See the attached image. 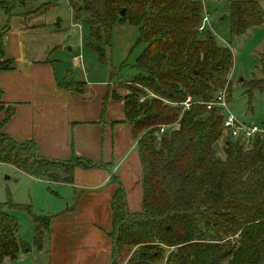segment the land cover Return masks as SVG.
I'll return each mask as SVG.
<instances>
[{
  "label": "trees",
  "instance_id": "1",
  "mask_svg": "<svg viewBox=\"0 0 264 264\" xmlns=\"http://www.w3.org/2000/svg\"><path fill=\"white\" fill-rule=\"evenodd\" d=\"M70 6L85 11L87 47L100 64L107 61L106 42L117 24L138 26V44L145 46L124 97L125 114L138 140L143 210L130 212L125 188L118 182L111 201L113 264H118L115 257L134 247L126 264H264V138L258 136L248 146L233 141L224 134L222 112L208 111L200 103L226 87L232 103L234 66L231 47L220 46L211 30L198 31L202 2L70 0ZM230 11L233 37L264 24L259 0H233ZM12 65L4 59L0 70ZM243 83L249 97L264 91V72L263 78ZM59 85L75 93L85 90L83 81ZM148 91L177 105L158 98L140 102ZM189 95L194 104L183 111L180 103ZM13 112L0 88V164L55 183H71L77 166L94 165L77 156L69 161L43 158L34 141L20 143L8 136L2 127ZM178 120L179 128L158 135L161 125ZM223 137L222 157L216 144ZM36 220H42L44 229L45 221ZM20 230L16 216L0 212V264L31 249L17 237Z\"/></svg>",
  "mask_w": 264,
  "mask_h": 264
},
{
  "label": "crops",
  "instance_id": "2",
  "mask_svg": "<svg viewBox=\"0 0 264 264\" xmlns=\"http://www.w3.org/2000/svg\"><path fill=\"white\" fill-rule=\"evenodd\" d=\"M11 1L15 3L0 0L6 3L0 4V20L6 14L8 24L0 33V52L5 60L13 61L12 68L0 70V88L4 101L14 109L2 132L20 143L34 141L43 158L69 161L77 156L94 164L77 166L71 183L44 179L57 186L58 191L51 192L58 199L69 201L43 219L48 235L47 261L113 264L111 201L118 182L125 188L130 212L143 210L138 140L124 110L129 91L123 95L121 86L116 90L119 80L106 69L103 75L97 74L101 77L93 75L96 65L86 63L82 51L83 46L87 48L85 36L83 42L79 40L80 53L69 56L73 47L66 53L63 38L54 36L56 31L40 33L39 22L24 23V18L34 16L48 2L39 6L24 0L12 6ZM41 18V23L54 26L45 16ZM69 59L71 66L66 64ZM72 67L81 68L82 74ZM70 81L85 82V90L75 93L59 85Z\"/></svg>",
  "mask_w": 264,
  "mask_h": 264
},
{
  "label": "rangeland",
  "instance_id": "3",
  "mask_svg": "<svg viewBox=\"0 0 264 264\" xmlns=\"http://www.w3.org/2000/svg\"><path fill=\"white\" fill-rule=\"evenodd\" d=\"M22 1L24 0H16L15 3L18 2L19 4ZM202 1L203 8L210 16L217 43L220 46L231 47L230 49H232L234 55V66L230 74L232 84L231 109L237 116L261 124L264 122V91L256 90L253 96L249 97L243 80L263 78L264 25L251 29L240 37H233L230 29V3L233 0ZM259 1L264 7V0ZM44 2H48L45 5L46 7L34 12V16L24 18V23L39 22L41 28L39 27L37 31L40 33L45 30L56 31L54 36L63 38V43L67 46L66 53L70 47H73V52L69 56L80 53L79 40L82 39L83 42V36H85L87 42L89 36V27L85 24V11H74L70 6V0H37L34 4L40 6ZM15 3L11 1V4H14L12 6H15ZM0 4L6 3L0 2ZM4 15L0 20V33L8 25L5 19L6 14ZM41 15L45 16L49 23H53L54 26L48 27L47 21L41 23L43 20ZM139 37L140 28L138 26L129 23L115 25L112 37L107 39L106 42L108 43L106 46L107 61L102 65L97 61L98 55L95 51L84 46L82 49L86 63L90 61L96 65V72L93 71V75L101 77L97 74L101 73L103 75L105 69L108 70L113 79L119 80L114 88L116 87V90H119L120 86L124 88H120L124 90L123 95L126 94L129 79L137 73L135 64L145 48L143 44H138ZM102 40L105 41V38L102 37ZM3 62V53L0 52V67ZM67 63L68 66H71L70 59ZM72 69L82 74L81 68L78 70V68L72 67ZM163 102L165 104L168 102V105L172 107L176 106L169 99ZM169 102H172V104H169ZM7 107V105H3V109ZM225 139L223 137L216 144L218 154L222 157L224 156L223 145ZM51 191H58L57 186L47 183L43 178L25 174L10 164H0V212L18 218L21 230L17 237L29 242L31 248L30 250L27 248L25 251L20 250L16 258H7V264H34L39 258L41 260L38 261L39 264H49L47 261V231L43 227L41 228L43 226L42 220L36 219L40 217L41 219H48L50 212L69 202L58 199L55 193ZM134 250L135 247L118 256V264H126Z\"/></svg>",
  "mask_w": 264,
  "mask_h": 264
},
{
  "label": "built area",
  "instance_id": "4",
  "mask_svg": "<svg viewBox=\"0 0 264 264\" xmlns=\"http://www.w3.org/2000/svg\"><path fill=\"white\" fill-rule=\"evenodd\" d=\"M202 2V0H200ZM207 30H211V22H210V16L208 12L204 9L203 19L198 27V31L200 33H204ZM214 33V32H213ZM152 98H159L157 95H155L153 92H146L145 94L140 96V102H144L147 99ZM166 100V99H161ZM194 98L192 96H187L186 100L180 103V106L182 107L183 111H188L192 108L194 104ZM198 102V101H197ZM201 104L205 105L208 111H212L214 109H218L223 114V127H224V134L226 137L232 139L233 141H240L242 143H245L246 146L250 145L251 142L256 137L264 138V122L261 124H258L254 121H248L245 120L239 116H237L231 109V103L229 102V93L227 88H224L220 90L213 99L209 101H201ZM168 104V102H167ZM169 104H172V102H169ZM177 105V104H176ZM179 120L175 122L174 124L170 125H161L159 128L158 135H163L168 130H173L179 128Z\"/></svg>",
  "mask_w": 264,
  "mask_h": 264
},
{
  "label": "water",
  "instance_id": "5",
  "mask_svg": "<svg viewBox=\"0 0 264 264\" xmlns=\"http://www.w3.org/2000/svg\"><path fill=\"white\" fill-rule=\"evenodd\" d=\"M124 13H125V11H122V15H124ZM38 261H41L40 260V258L39 259H37V261L34 263V264H39V262Z\"/></svg>",
  "mask_w": 264,
  "mask_h": 264
}]
</instances>
